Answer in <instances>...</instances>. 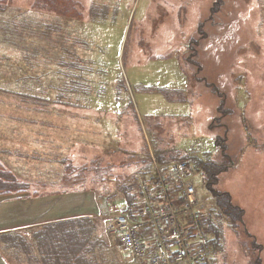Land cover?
<instances>
[{
	"label": "rangeland",
	"instance_id": "rangeland-1",
	"mask_svg": "<svg viewBox=\"0 0 264 264\" xmlns=\"http://www.w3.org/2000/svg\"><path fill=\"white\" fill-rule=\"evenodd\" d=\"M74 1L80 18L62 20L68 28H62L64 36L57 45L39 36L30 39L17 29L12 37L9 30L6 40L4 22L13 19L11 23L21 25L23 11L37 16L29 13L33 0L6 1L17 12L0 15V160L11 168L5 169L27 182L28 197L78 193L88 206L92 194L101 219L98 215L84 219L96 222L92 239L98 236L102 245L90 249L89 255L85 251L79 260L129 264L120 240L106 231L105 222L124 204V197L115 192L116 181L123 183L139 167L138 158L134 168L126 169L132 162L128 150L139 155L140 137L149 135L141 119L157 117L152 121L160 127L159 147L166 156L190 151L217 159L214 165L221 173L214 185L207 187V178L197 180L202 183L196 189L203 194L204 209L222 193L240 208L233 220L235 216L224 215L215 206L210 210L214 227L203 218L220 237L212 260L208 254L204 264H264V0ZM53 9L41 16L51 20L53 15L47 12L56 14ZM72 41L89 47L73 49ZM30 56L36 60L26 63ZM118 80L122 88L116 103ZM39 87L40 99L27 97L26 91ZM82 92L89 95L79 96ZM66 93H74L71 102L76 95L78 100H94L88 110L92 117L81 110L59 115L70 108L45 109L66 101ZM93 117L101 124L92 123ZM38 128L47 132V140L29 141V135L40 133ZM224 135L227 143L220 152L216 146ZM23 150L39 155L32 160L37 164H31L29 175H23L21 157H2ZM88 158L108 169L106 184L91 185L97 176ZM63 161H72L77 171L85 169L84 189L74 188L79 177L68 179ZM3 240L1 254L9 264H18L15 258L23 255L7 251Z\"/></svg>",
	"mask_w": 264,
	"mask_h": 264
},
{
	"label": "trees",
	"instance_id": "trees-1",
	"mask_svg": "<svg viewBox=\"0 0 264 264\" xmlns=\"http://www.w3.org/2000/svg\"><path fill=\"white\" fill-rule=\"evenodd\" d=\"M6 1L9 0H0V6L3 8L1 10L2 12L0 13V15H6L9 12L16 13L17 11L14 10V8H11L10 2L8 3ZM8 7H10V10H7ZM52 7H54L56 11ZM31 9L32 10L29 13H32V11L36 12L37 16L30 15L26 11H23L21 14H24V20L22 21V24L19 26L17 23L16 25L14 22L11 23L13 19L4 22L5 24H7L6 40L9 39L8 37L9 30L11 31L9 35L12 37L14 30L17 29V30H21L22 34L25 33L26 36L30 39L34 38L35 36H39L50 40L52 39L54 43H56L57 45V42L64 36L61 33L62 28H68L66 24L62 22V20L66 19L67 21H69L72 19L78 20L80 18V13L77 10V4L74 0H33ZM52 9L56 14H54L53 12L51 13L47 12V14L53 15L51 20H49V18L44 19L41 16V14H43L45 11H51ZM55 16H56V20H55ZM69 40L71 39L69 38ZM77 45H79L81 49L82 47H86V48L89 47L87 43L83 44L80 42L72 41L71 46L73 49L77 50ZM85 54L88 55V53ZM34 60H36L35 57L30 56L26 60V63H30ZM120 84L121 81L118 80L117 82L118 87H116L115 89L116 103H117V96L119 94L120 89L122 88ZM155 90L156 89H150L148 91H155ZM159 92L165 96L169 95V91L166 90H160ZM2 93L4 94L11 93L12 95L15 94L12 93L11 91H6V90H3ZM25 93H27V97L33 99L36 98L40 99L42 97L40 87L38 88V90H36L35 88L29 89ZM104 94L105 91L103 93L98 94V96L100 98H103ZM15 95H16L15 97H17L18 93ZM73 95L74 93H66V97L64 98L66 101L51 103L49 105H46L45 109L55 111V108H53L54 106L70 108L69 109L70 111H66V109L61 110L59 115L62 116L66 113H71L72 111L81 110V111H87L88 116L92 117L91 115H93L94 113L89 112L88 110H89V106L92 105V102L94 100L92 102L85 99L78 100V95L87 97L89 94L87 92L78 93V95H76L75 101L71 102L70 98ZM43 102H48V101L43 100ZM118 103H119V99H118ZM156 119L157 117H152L150 119H141V122L143 121L142 123L148 129L149 135L148 134L145 135L144 138L143 136L140 137L141 139L140 144H143L142 146L143 149L141 150L139 155L136 156L132 151L128 150L131 153V155H127V156L131 159L132 162L129 163L126 169H129L130 167L134 168L138 158H139V167L137 169L136 168L133 169L134 172L132 171L133 173L130 178L124 177L123 183H119L120 180H117L115 183V192L124 197V204L122 205V207H120L119 212L125 215L126 217H128L129 220L134 222L137 220L147 222L151 218L152 213H155L158 210V206L162 203L161 198L158 197L159 188L154 185V180L156 177L155 166H158L163 174H167L168 173L167 168L172 163L182 162V161L187 162L190 165L192 171L201 169L202 173L200 174V178L201 180L207 178V187H211L212 185H214V183L216 182L217 175L221 173L220 166L217 167L216 165H214V162L217 161V159L214 158L212 160H210L209 158L205 159V157H199L198 154L193 155V153L190 151L188 153L184 152L182 155L176 153L174 157L173 155L166 156L162 151H160L164 149L159 147L161 141H159L160 127L158 125V122L152 121ZM91 121H95L96 124H101V122L99 120H96L95 118L92 119ZM152 130H154L156 133L151 134ZM108 132H109V136H111L110 122H108ZM213 140L215 141V139ZM218 141L219 144L216 147L221 152L223 148L225 149L224 146H226L227 143L226 135L220 137ZM145 143L147 144L145 145ZM107 158H110V154L108 153H107ZM89 159L91 158H88V160ZM90 163H91L90 169L97 176V179L91 181V185L97 183L106 184L105 176L108 174V169H104V167H100L96 160L91 159ZM62 165H63L64 173L68 174L67 176L68 179H71L72 175L74 174L80 178L79 180V178L75 177L74 181H76V183L74 188L79 190L84 189L83 182L85 181V177H84L85 169L81 171H77L76 169L78 167H75L72 161H63ZM165 181L168 187V193L174 201L173 202L174 208L179 209L183 204V200L181 197V190H182L181 185L179 182L175 181L170 176H167ZM26 185L27 184L24 183L23 181L16 179L15 176L10 171L6 170L5 167L2 164H0V196H10V195H16L17 197L23 196L24 194H27L28 187ZM71 188H73L72 185ZM91 189H93V187H91ZM215 197H216L215 203L214 202L212 203V200L210 201L211 207L208 206L206 209H204L207 215L203 216L204 215L203 214L199 221L200 227L209 236V250H210L209 254L211 257L210 260H212L213 257L211 256V253L213 255L214 247L215 245L219 244L218 241L220 238L216 230L212 232L210 228V227H214L213 225L210 224L212 221H214V217L210 216V210L216 209L215 208L216 206L218 210L223 212L224 215H228L229 217L235 216L234 218H232L233 220L238 219L236 213H239V215L241 214L240 208L233 206L231 204L228 194L225 193L216 194ZM203 218H207V222L210 226L209 228L206 226ZM81 222H85L87 225L85 226ZM181 225L182 227L188 226V221L185 218H182ZM96 227H98L96 222L93 223L91 220L79 219V220L64 221L55 224L53 226L43 228L41 245L37 246L38 250L43 249L42 262L44 264H46V262L55 263V264H96L95 262L91 261L95 258H92L91 260H89L88 258L84 260L82 259L79 260V256L81 255L82 257L85 251H86V255H89L92 251H94L95 247L102 245V240L99 239L98 236L96 240L93 241L92 239L94 238L93 235H94V231L96 230L95 229ZM95 232H97V230ZM151 232H152V228L150 226L143 225L139 233V236L143 239H146L151 236ZM191 232L190 231L188 232L186 230L184 231V235L186 239H192ZM0 238L4 239L3 241H1V244L5 246V249L7 251H10L12 252V254L15 255H21V256L27 255L28 247L24 244L22 233H12V234L8 233L5 235H0ZM80 249L84 251L81 252ZM90 249L92 251H90ZM9 256L10 259L13 258L11 254H9ZM22 258L23 257L17 256L15 260L17 261L18 264H20L19 262ZM98 264H101V262H99Z\"/></svg>",
	"mask_w": 264,
	"mask_h": 264
},
{
	"label": "built area",
	"instance_id": "built-area-1",
	"mask_svg": "<svg viewBox=\"0 0 264 264\" xmlns=\"http://www.w3.org/2000/svg\"><path fill=\"white\" fill-rule=\"evenodd\" d=\"M155 170L154 185L159 188L158 197L162 200L158 210L147 222L131 221L120 212L112 214L105 222L106 231L117 236L131 264H203L209 254V236L199 225L205 215L203 200L196 189L201 170L192 171L184 161L169 165L167 174L158 166ZM167 176L181 185L183 204L179 209L174 208L168 193ZM182 218L188 221V226L182 227ZM143 225L152 228L149 238L139 236ZM185 230L192 231V239H186Z\"/></svg>",
	"mask_w": 264,
	"mask_h": 264
},
{
	"label": "crops",
	"instance_id": "crops-1",
	"mask_svg": "<svg viewBox=\"0 0 264 264\" xmlns=\"http://www.w3.org/2000/svg\"><path fill=\"white\" fill-rule=\"evenodd\" d=\"M91 122L93 123V121ZM38 130H41L38 135H36L35 132L29 135V141L33 139L34 141L42 142L46 139L47 132L43 131V129L40 128H38ZM98 130L102 131L100 128H98ZM1 141L3 142L0 136V142ZM30 149V147L27 148L29 152ZM12 154L13 153L10 154L8 152H5L2 153V157L13 160H15V158L17 157H21L23 162L25 164H28V166H26L25 164L22 165L23 175L31 174V170L29 169V167L32 166L31 164H37L32 162V160L39 157L37 152L29 155L23 150L21 153L16 154V156L15 154ZM0 164H2L6 169L10 168L1 160ZM12 170L14 171V169ZM22 178L25 177L22 176ZM91 198L92 199H88V206L86 197L84 195L80 196L78 193L66 194L63 197H28V194H24L20 197L14 195L12 197H7L6 199L0 198V235H5L8 233L10 234L14 232L22 233L24 244L28 247L27 255H23L22 264H44L42 262L43 249L38 250L37 248V246L41 245V239L43 236L42 229L64 221L79 220L84 218L93 219L97 215V218L101 219L99 212L97 213V215L95 214L97 207L95 206L96 203L92 194ZM1 251L2 253H4L3 249ZM122 252L126 254L129 260V264H131V259L123 248ZM0 264H9L8 260L3 257L1 252ZM46 264L55 263L46 262Z\"/></svg>",
	"mask_w": 264,
	"mask_h": 264
}]
</instances>
